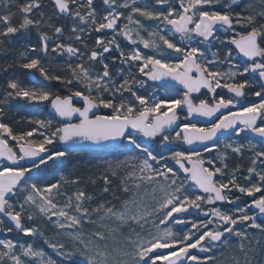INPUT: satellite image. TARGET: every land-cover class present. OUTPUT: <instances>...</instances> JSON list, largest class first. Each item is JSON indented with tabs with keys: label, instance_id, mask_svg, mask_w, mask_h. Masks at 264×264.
I'll use <instances>...</instances> for the list:
<instances>
[{
	"label": "snow or ice",
	"instance_id": "obj_1",
	"mask_svg": "<svg viewBox=\"0 0 264 264\" xmlns=\"http://www.w3.org/2000/svg\"><path fill=\"white\" fill-rule=\"evenodd\" d=\"M52 3L55 20L46 21L42 12L34 18L41 0L19 4L5 0L0 14V56L10 58L0 63V72L7 74L8 68L18 65L38 72L46 81L58 82L68 92L25 87L11 75L0 89V117L13 100L23 99L48 102L64 121L53 127L51 119H35L31 123L38 127L14 133L0 119V232L39 239L64 260L79 255L87 264H220L223 257H201L192 250L209 253L223 246L222 251H227L233 243L229 236H233L241 254L234 257V264H259L256 250L264 240V223H258L250 212L256 209L264 215V0ZM9 4L20 14L18 23H13L16 13L8 9ZM30 28L37 30L36 42L13 47L18 33L29 39ZM93 32L100 35L90 46L87 37ZM122 41L131 45L127 51ZM52 54L68 57L63 74L45 66ZM148 80L174 81L182 85V95L155 98L147 91ZM250 88H258L251 95L259 97V102L238 106ZM202 89L211 98L194 102L192 94ZM217 89L231 95L217 97ZM76 98L83 101V107L74 105ZM99 108L109 112L90 116ZM180 108L187 109L186 121L193 115L211 119L222 109L227 112L207 126L183 123L174 136L166 135L180 120ZM73 116L79 121L72 122ZM228 132L237 138L251 133L259 142L219 139V133ZM137 136L160 137L162 147L177 142L202 148L154 154ZM83 141L96 145L126 141L111 146L118 151L138 150L123 160L106 162L100 174L103 193H108L109 175L124 172L122 191L129 195L121 199L113 193L119 206L111 200L90 206L95 197L81 187L71 193L61 191L68 184L79 185V178L61 175L42 187L29 175L48 161L68 155L49 146ZM214 150L216 155L204 156ZM245 152L249 166H232V158L242 160ZM148 186L150 200L140 191ZM241 195L251 198L243 207L237 204ZM24 219L46 221L55 229V238L39 224L25 225ZM86 223L94 225V230L85 231ZM238 225H244V230ZM249 228L261 236L250 235ZM0 264L63 261L53 259L35 243H19L17 236L0 239Z\"/></svg>",
	"mask_w": 264,
	"mask_h": 264
},
{
	"label": "trees",
	"instance_id": "obj_2",
	"mask_svg": "<svg viewBox=\"0 0 264 264\" xmlns=\"http://www.w3.org/2000/svg\"><path fill=\"white\" fill-rule=\"evenodd\" d=\"M25 0H13L14 4L23 3ZM42 7L40 9L34 10V18H39L40 13H44V19L47 21L49 17H51L53 20H55V16L53 13L55 12V9L53 7L52 0H41ZM8 9L12 12L16 13V16L13 18V23H18L19 13L16 11V8L12 6V4L7 5ZM74 7V6H73ZM5 9V0H0V14H2L3 10ZM67 23V21H64ZM50 31V30H49ZM30 37L29 39L25 40L23 38H20L22 35L17 34V43L13 45V47L19 48V45L25 44V43H35L36 42V35L37 30L35 28H30ZM68 35L67 29H66V36ZM100 35L99 33H91L90 37H87L89 39V44L91 46L94 38ZM109 36V34H108ZM65 37H62L61 39H64ZM51 48V45H50ZM22 50V49H20ZM115 54V53H114ZM53 57H55L53 59ZM8 57H2L0 56V63H4L5 60H9ZM68 57L67 56H55V54L50 55L45 62L46 67H50L53 72H60L63 74V69L66 68V61ZM74 59V58H73ZM11 75L13 78H18L22 85L25 87H32V88H49L53 92H60L63 95H67L68 92L66 88L59 84L58 82H49L44 80L43 77L39 75L38 72L32 70H25L20 68L18 65H15L12 68H8L7 74H1L0 72V89L3 88L5 85V82L8 78V76ZM147 91L150 93V90L153 89L156 85L151 83L149 80L147 81ZM165 88L167 92V98H179L182 95V90L177 87H171L169 85L162 86ZM254 90H258V88H250L248 90V95L246 98L248 99L249 103L252 102H259V97H255L251 95V92ZM141 91H145V89H141ZM219 91H217V97H218ZM127 96V93H125ZM203 99L211 98V94L207 91H204L201 95ZM198 100V96L195 97ZM199 101V100H198ZM0 107H3V105H0ZM50 104L48 102H29L27 100L23 99H15L11 102L10 107L5 108L4 112L5 114L0 117V119L3 120V122L9 124L13 128L14 133H21L23 131L30 130L33 127H38L31 123V121L35 119H51L53 122V127L60 126L63 122L59 121L53 114L49 112ZM102 112L104 114H107L109 110L103 109ZM185 115V112H183ZM185 122H187L185 120ZM159 139V138H157ZM10 140V138H9ZM15 141H11V144H15ZM143 146H149L144 144L142 141H140ZM53 150H64L62 148L61 143H57L55 145L49 146ZM150 148V147H149ZM201 149V148H200ZM68 152V155L64 158H61L59 160L55 161H48L47 165H41V170L36 171L34 170L29 175L33 178V182L38 183L40 186L44 187L47 186L49 183H55L57 180H59L60 176L63 175L67 177L69 180L72 179H80L79 185H72L68 184L65 186V188L61 189V191H67L71 193L74 188L81 187L84 188V190L87 193L92 194L95 199L92 201V204L90 206H95L96 204H99L101 201H108L111 200L112 203L119 205L120 201L115 199L113 196V193L115 194V197H120L121 199H124L125 196L128 193H125L122 191V185H121V177L124 175V172L121 170L118 172V175L116 177H112L109 175V179L111 180V184L108 185L109 192L103 193L104 183L103 180L100 178V174L105 170L106 168V162H115L117 160H123L126 156L135 154L138 152V150H133L132 152L124 151V150H116L113 147L103 150H93V149H78V150H65ZM154 154L157 152L155 150ZM231 165H235L236 163H240L243 165V168H247L248 166V158L244 155V159H239L237 157H233L230 161ZM95 181V183H93ZM234 195H239L238 193H234ZM57 199L61 200L63 198L62 196H57ZM247 202H250L251 198L246 197ZM225 207H231V205H224ZM200 215V214H199ZM201 219H204L202 215H200ZM264 216H259V219H263ZM25 222V219L23 220ZM9 222L5 220V226H9ZM12 238L18 236V241H27L29 237H22L20 234H17L16 232L8 233ZM2 236V235H0ZM203 255V254H202ZM71 264H83L80 262H72Z\"/></svg>",
	"mask_w": 264,
	"mask_h": 264
},
{
	"label": "rangeland",
	"instance_id": "obj_3",
	"mask_svg": "<svg viewBox=\"0 0 264 264\" xmlns=\"http://www.w3.org/2000/svg\"><path fill=\"white\" fill-rule=\"evenodd\" d=\"M119 2L120 3H124V0H119ZM128 2L130 3L131 0H128ZM144 2H147V0H141V3H144ZM97 4H99V0H97ZM144 22L146 24H151L152 23V22H149V21H144ZM108 34H109V37H110L111 36V32H109ZM19 35H22V34H19ZM176 39L178 41L179 38L177 37ZM122 46L125 48V51H127L128 48L131 47V45L127 44L126 41H122ZM140 47L142 48V45ZM144 52L145 53H148L149 50H144ZM234 55H236V54L234 53ZM172 56H173V59L176 58V56H175L174 53L172 54ZM241 59H243V58L237 56V60H241ZM1 74H3V73L1 72ZM143 79H146V78H143ZM154 85H156V86L153 87L152 90H150V93L152 94V96L155 97V98H167L166 97L167 96V92H166L165 88L162 87L164 85H161V84H154ZM217 90L219 91L218 97H219V95H224L226 97L231 95V94H228L226 92V89H224V90L217 89ZM193 98H194V101L197 102V103H198V100L199 99H203L201 97V95H198V100L195 98V96H193ZM240 101H241V103L238 106H247L249 104L247 98H240ZM232 110H235V109H232ZM180 115H181V112H180ZM181 116H182V119H183V123H189L190 122V121L185 122V120H184L185 115H183V113H182ZM191 123L197 124L198 127H203V126H207V125L211 124V123H208L207 124V123H204V122L202 123V121L200 122V120H196V121H193ZM179 130L180 129L177 128L176 130L171 131V132H167L165 134L166 135H170V136H174L175 135V132L176 131H179ZM157 138H159V139H157ZM157 138L155 139V141L151 145H149L147 147L148 148L150 147L149 148L150 150H155L157 152H162L165 156L168 155L169 149H173V150H185V149H188L185 144L177 143V142H173L171 144H168L166 147H162L161 146V138L160 137H157ZM229 138L238 140V142L245 143V144L248 142V140H252L254 142H259L258 139L254 138L252 135H250V133H247V132L241 134V137H239V138L233 136L232 133H230L228 135H225V136L219 137V139L222 140V141L223 140H227ZM137 139L139 141H142L140 136H137ZM123 143H127V142L124 141ZM261 147H264V145H261ZM197 150H201V149L200 148H197ZM132 155H134V154H132ZM214 155H216L215 150L212 153H204V156L206 158H208L210 156H214ZM248 155L249 154L247 152H245V156L247 158H248ZM248 162L250 163L249 160H248ZM169 163L171 164V161H169ZM249 163H248V166H249ZM232 166H235V165H232ZM241 183H243V181H241ZM140 191H141V194L142 195H147L149 197V200H150V196H151V187L150 186L145 187V188H142ZM128 195L129 194H127L125 196V198H127ZM63 199L64 198H61L60 201H63ZM248 203H250V202H247L246 196H242V195L240 196V200L237 202L238 206H240V207H243L245 204H248ZM117 206H119V205H117ZM231 207H233V206H231ZM250 214H255L257 216V222L258 223H264V218L263 219H259V216L260 215H259L258 212H255L253 209H251ZM197 215H199V214H197ZM23 223L25 225L39 224V226L42 229H44L46 231V233L50 237H53V233H54L55 229L51 225L47 224L46 221H43V220L28 221L27 219H25V222H23ZM84 227H85V231H89L90 232V231H93L94 230V227L95 226L92 225V224L86 223ZM238 227L241 228V230H244V225H238ZM124 231H125V233H127L128 232V228H125ZM247 231L250 233V235H253L254 237H260L261 236V234L258 232L257 229H251V228H249V229H247ZM0 235H2V236H0V239L6 238V237L7 238H12L10 235H8V233H5V232H0ZM20 236L25 237V236H23V234H20ZM53 238H55V237H53ZM229 240L230 241H233V243H232L231 247H229L227 249V251H222L223 246H220L218 248H214L213 251L212 252H209V253L199 252L196 249H193L192 252H193V254H198L201 257L207 256V255H214L217 258L223 257V259L220 261V264H234V257L235 258H239L241 254L238 251V244L235 242L236 241V238L233 237V236H229ZM19 243H24V244H27V243H35L37 246H42L44 248V250L53 259H56L57 261H63V264H71L72 262H75V261L76 262L83 263V264H87V262L84 261V258L82 256H79V255L72 256V258L70 260H64L62 257L57 256L56 253L52 251V249H49L47 247V245H44L41 240L36 239V238L29 237L27 241H22V242L19 241ZM256 253H257L256 254V259H257V261H259V264H264V240L261 241V246L256 250Z\"/></svg>",
	"mask_w": 264,
	"mask_h": 264
},
{
	"label": "water",
	"instance_id": "obj_4",
	"mask_svg": "<svg viewBox=\"0 0 264 264\" xmlns=\"http://www.w3.org/2000/svg\"><path fill=\"white\" fill-rule=\"evenodd\" d=\"M151 82H153V83H159V84H166V83H168L170 86H173V87H179V88L183 89V88H182V85H179L178 83H176V82H174V81H171V80H164V81H151ZM202 90H203V89H202ZM202 90H201V91H202ZM200 93H201V92H200ZM200 93H193L192 95H197V94H200ZM76 103H79L80 106H79L78 104H76ZM74 105H75L76 107H83V101L80 100L79 98H76V99L74 100ZM81 105H82V106H81ZM181 109H182V110H185V111L187 112V109H186V108H180V109H177V112H179V110H181ZM49 112H50L51 114H53L54 116H56V115H55V112H54V110L51 108V106H50V108H49ZM224 112H227V110L222 109V110H221V113H224ZM221 113H217L216 116L212 117L211 119H208V118H205V117H201V116H198V115H193V116L190 118L189 121H190V122H193V121H196V120H201L202 122L208 124V123H212L214 120H216V118H217L219 115H221ZM178 114H179V113H178ZM91 115H104V113L102 112V108H99V109H93V112L90 113V116H91ZM56 118H57L59 121L64 122V121H62V119H61L60 117L56 116ZM78 121H79V117H78V116H73V117H72V122H78ZM182 123H183V120H182V118H181V116H180V120L177 121V124L174 125V126L172 127V129H168V130H166L165 133L176 130L177 128H179L178 126L181 125ZM230 133H231V132H228V133H219V134H218V137L225 136V135H228V134H230ZM250 134H251V133H250ZM251 135H252L254 138H257V139L259 140V138H258V137H255L254 134H251ZM141 140L143 141V143H145V144H147V145H150V144H152V143L154 142V140H150V139H148V138H143V137H141ZM122 142H123V141H119V142H109V143H107V144H103V145H96V144H93L92 142H89V141H83V142H70V143L67 144V145L61 143V145H62V148H63L64 150H78V149L103 150V149L112 148V146H111L112 143H122ZM186 147H187L188 149H192V148L197 149V148L201 147V145H200V144H195V145H192V146L186 145ZM27 163L30 164L31 162L28 161ZM253 210L258 212V210H256V209H253ZM259 215H260V216H264V215H261V214H259ZM5 219H6V218H5Z\"/></svg>",
	"mask_w": 264,
	"mask_h": 264
},
{
	"label": "flooded vegetation",
	"instance_id": "obj_5",
	"mask_svg": "<svg viewBox=\"0 0 264 264\" xmlns=\"http://www.w3.org/2000/svg\"><path fill=\"white\" fill-rule=\"evenodd\" d=\"M248 90H249V89H248ZM248 90H247V91H248ZM204 91H207V90H206V89H203V90L201 91V93L198 94V95H202V93H203ZM217 91H218V90H217ZM226 92H227V90H226ZM227 93H228V92H227ZM228 94H230V93H228ZM198 95H194V96L196 97V96H198ZM244 98H246V97H244ZM193 99H194V98H193ZM248 102H249V101H248Z\"/></svg>",
	"mask_w": 264,
	"mask_h": 264
}]
</instances>
